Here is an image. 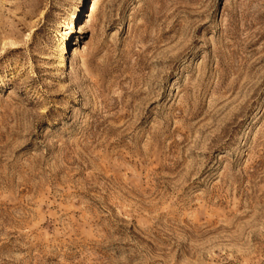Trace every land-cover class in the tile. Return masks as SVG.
I'll return each instance as SVG.
<instances>
[{"label": "rangeland", "instance_id": "rangeland-1", "mask_svg": "<svg viewBox=\"0 0 264 264\" xmlns=\"http://www.w3.org/2000/svg\"><path fill=\"white\" fill-rule=\"evenodd\" d=\"M0 264H264V0H0Z\"/></svg>", "mask_w": 264, "mask_h": 264}]
</instances>
